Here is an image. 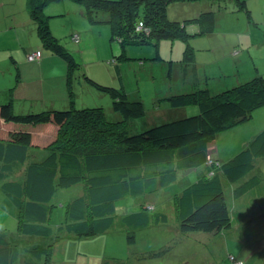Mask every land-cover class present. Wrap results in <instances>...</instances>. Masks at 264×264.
<instances>
[{"label":"trees","instance_id":"trees-1","mask_svg":"<svg viewBox=\"0 0 264 264\" xmlns=\"http://www.w3.org/2000/svg\"><path fill=\"white\" fill-rule=\"evenodd\" d=\"M77 1L86 6L91 21L109 23L112 38L123 47L128 44L157 45L164 39L187 36L186 28L193 24L196 25L191 30L198 26L199 32L207 36L218 34L220 18L226 10L241 7L252 11L247 0H208L207 11L180 21L168 17L169 4L197 0ZM41 10V6L34 5L33 18L40 19ZM41 22L39 29L44 45L74 66L72 52L51 35L49 25L43 19ZM72 38L76 42L81 40L78 33ZM34 52L39 56L29 59ZM188 55L189 52L187 57L192 60L193 57ZM27 59L41 62L43 52L32 51ZM207 74L210 76L209 71ZM169 76L173 77L172 69ZM84 77L97 90L111 96L114 113L109 112L110 117L101 105L16 113L13 102L0 104V118L5 123L21 126L11 129L0 125V189L18 208V230L22 234L41 238L51 236L48 204L59 188L78 183L85 186L82 194L67 204V220L58 226L57 233L89 237L111 228L116 219L118 200L127 195L146 197L157 187L177 181L179 169L202 166L207 167L200 177L173 197L182 232L219 234L233 227L236 212L237 219L249 218V222L264 216V170L258 163V159L264 157V128L231 158L220 161L212 156L216 153L215 141L220 132L244 123L254 112L263 114L264 76L248 79L238 75L232 86L228 82L213 84L214 92L196 88L190 93L158 94L167 108L198 104L199 111L176 118L173 117L177 115L168 114L164 121L151 126L144 122L146 126L135 131L129 129V123L147 115L145 101L130 99L120 88L102 85L87 75ZM70 80L71 77L68 78L69 85ZM42 122H54L58 126L56 136L45 144L35 142L32 136L35 133L28 129ZM33 148L43 149L42 158L32 154ZM227 182L234 185L232 196L239 201L238 209L227 201ZM151 209L141 200L134 211L123 213L122 219L130 229L147 227L152 220L167 221V214L154 215ZM259 212L263 214L257 215ZM135 241V231H130L128 242ZM20 244H14L8 234L0 230V264H15L21 255L24 257L21 264H50L52 244L23 245V241ZM151 254L161 252L152 251ZM103 264L128 263L124 259H115ZM234 264L246 263L235 260Z\"/></svg>","mask_w":264,"mask_h":264},{"label":"rangeland","instance_id":"rangeland-1","mask_svg":"<svg viewBox=\"0 0 264 264\" xmlns=\"http://www.w3.org/2000/svg\"><path fill=\"white\" fill-rule=\"evenodd\" d=\"M247 1L252 11L241 7L226 10L220 18L218 34L207 36L199 32L198 26L191 30L196 25L193 24L186 28L187 36L164 39L157 45L123 47L112 38V26L91 21L86 6L77 0H0V104L13 102L16 113L87 105H101L107 116L109 112L114 113L111 96L97 90L84 77L87 75L102 85L126 91L130 99L145 101L148 113L130 121L132 131L146 126L144 122L148 126L160 123L168 114L177 115L173 118L188 112L192 115L199 111L198 104L170 109L158 94L190 93L196 88L214 92L213 84L228 82L232 86L238 75L248 79L264 76V0ZM34 5L42 7L40 19L32 16ZM207 10L208 0L174 2L169 4L167 14L173 20L183 21ZM41 19L49 25L51 35L72 52L74 66L44 45L39 29ZM76 33L81 36L79 42L72 38ZM36 50L43 52L44 63L27 59L28 53ZM188 52L192 60L188 59ZM70 77L71 85L68 84ZM161 109L163 112L157 113ZM253 114L244 123L217 135V150L212 155L215 159L231 158L264 128V112ZM30 130L35 133L33 140L42 144L56 136L58 126L54 122H42ZM42 151L33 148L32 154L42 158ZM258 163L264 170V157L258 159ZM206 167L179 169L177 181L157 187L152 194L127 195L118 200L111 228L89 237L57 233L58 226L67 220V204L82 194L84 183L59 188L49 202L48 226L52 229L49 238L22 234L18 230L16 208L13 213L16 206L0 189V215L7 213V218L0 222V230L6 232L14 244L21 245L22 241L23 245L52 244L50 264H103L115 259H124L128 264H234L235 260L264 264V216L249 222V218L237 219L236 212L233 227L219 234L180 230L173 197L197 180ZM233 187L226 183V198L231 207L238 209L240 204L232 196ZM139 200L146 201L154 215L167 214V221L152 220L147 227L130 229L122 214L134 211ZM130 231H135L134 243L128 242ZM152 251L161 254H151ZM22 257L15 264H21Z\"/></svg>","mask_w":264,"mask_h":264},{"label":"crops","instance_id":"crops-1","mask_svg":"<svg viewBox=\"0 0 264 264\" xmlns=\"http://www.w3.org/2000/svg\"><path fill=\"white\" fill-rule=\"evenodd\" d=\"M42 63H44V60L42 61ZM160 111V110H159ZM0 125L1 126H4L6 128H11V129H14V128H19L21 127L20 124L18 123H14V122H4L3 119L0 118ZM32 126H29L28 129H30ZM7 196V195H6ZM15 206V204H14ZM15 208L16 210L18 211V208L17 207H13V213L15 214ZM18 214H19V211H18ZM16 216V220H18V215H15ZM7 218V213L5 212L4 215H0V222L2 223L5 219Z\"/></svg>","mask_w":264,"mask_h":264},{"label":"built area","instance_id":"built-area-1","mask_svg":"<svg viewBox=\"0 0 264 264\" xmlns=\"http://www.w3.org/2000/svg\"><path fill=\"white\" fill-rule=\"evenodd\" d=\"M37 56H39V53L38 52H34V53L29 55V59H30V57H33L32 58V60H33L34 58H37Z\"/></svg>","mask_w":264,"mask_h":264},{"label":"bare ground","instance_id":"bare-ground-1","mask_svg":"<svg viewBox=\"0 0 264 264\" xmlns=\"http://www.w3.org/2000/svg\"><path fill=\"white\" fill-rule=\"evenodd\" d=\"M35 59V58H34Z\"/></svg>","mask_w":264,"mask_h":264}]
</instances>
